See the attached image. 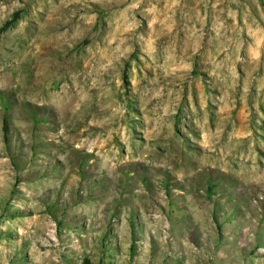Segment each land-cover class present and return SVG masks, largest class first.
Returning <instances> with one entry per match:
<instances>
[{"label":"rangeland","instance_id":"obj_1","mask_svg":"<svg viewBox=\"0 0 264 264\" xmlns=\"http://www.w3.org/2000/svg\"><path fill=\"white\" fill-rule=\"evenodd\" d=\"M86 260L264 264V0H0V264Z\"/></svg>","mask_w":264,"mask_h":264},{"label":"trees","instance_id":"obj_2","mask_svg":"<svg viewBox=\"0 0 264 264\" xmlns=\"http://www.w3.org/2000/svg\"><path fill=\"white\" fill-rule=\"evenodd\" d=\"M8 110H6V112H7ZM3 131H4V133L6 134V136H7V134H8V121H7V119H4V121H3ZM85 264H90V262L89 261H85Z\"/></svg>","mask_w":264,"mask_h":264}]
</instances>
